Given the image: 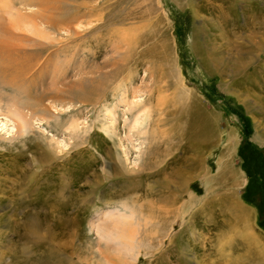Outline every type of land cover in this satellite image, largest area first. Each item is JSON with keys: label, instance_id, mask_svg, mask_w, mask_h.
<instances>
[{"label": "rangeland", "instance_id": "rangeland-1", "mask_svg": "<svg viewBox=\"0 0 264 264\" xmlns=\"http://www.w3.org/2000/svg\"><path fill=\"white\" fill-rule=\"evenodd\" d=\"M18 12L50 45L39 83L58 66L78 95L44 99L52 114L20 134L8 108L23 95L0 89V260L40 258L21 237L40 214L61 264H264V0H0L6 25ZM40 145L54 163L35 165ZM56 172L73 182L62 198Z\"/></svg>", "mask_w": 264, "mask_h": 264}, {"label": "bare ground", "instance_id": "bare-ground-1", "mask_svg": "<svg viewBox=\"0 0 264 264\" xmlns=\"http://www.w3.org/2000/svg\"><path fill=\"white\" fill-rule=\"evenodd\" d=\"M7 5H8V7L10 6L9 3H7ZM42 19L43 20L46 19L47 22H49L52 25L51 26L52 29H55V30H58V23H60V22L64 23V21H65V19H61L58 21L57 19H55L54 16H45V17H42ZM5 20H6V18H4V21H3L0 17V89L12 88L15 91L16 90L21 91L23 96H18V95L16 96V103L10 105V107L8 108V113H10V115H13L16 118V119L15 118L14 119L16 121L15 125H17V127L19 128L18 132L20 134H23L24 132H27L29 130V128L31 127V123H32L31 119L33 118V116L37 112L52 114L49 107L46 105L44 106V104H43L44 99L52 98V99L61 100L62 95L66 93L67 95H70L69 97L71 98L70 99L71 101H75L77 98V95H78V93H77L78 85H76L75 82H73V83L64 82V79H66V76H68V73L66 72V70L64 71V70L59 69L58 66H56L52 70L53 71L52 72V82L50 83L49 87L45 88V86H44L45 84L42 83L43 84L42 85L41 83H39L40 81L43 80V77L46 75V72L49 69V64L51 63L50 60H47V61L41 60L42 53L47 48L50 47V45H48L42 41L44 38H47L45 31L35 32L36 30L34 31L30 28V27H33L35 25L34 24L35 23L34 22L35 17L28 14V13L23 14V13L18 12L17 15L11 21V23H10L11 25H9V26L6 25L7 23H5ZM38 20H41V19L38 18ZM6 21H8V20H6ZM260 21L258 23H260ZM255 23H256V20L254 22V25H255ZM36 24H38V23L36 22ZM261 27L264 28V21L263 22L261 21ZM54 33H55V31H54ZM223 36H225L224 33H223ZM262 36H263V34H262ZM25 41H30L31 42L30 45H33V47L34 46L35 47L34 48H28L27 44L24 43ZM230 44H232V45L231 46L228 45V46L230 47V49H232L233 43H230ZM257 44L258 45H256V49L264 50V40L260 41V43H257ZM239 48L242 50V47H239ZM254 48H255V46H254ZM253 50L251 51V53L253 52ZM208 53L206 54V56H209ZM237 54L242 55L243 52L239 51ZM245 56H246V59L244 58L245 60L250 59L249 55L245 54ZM217 62H219L218 64L220 65L222 63V60L217 61ZM240 67H238V68L241 69ZM244 67H245V65H244ZM239 69H237V70H239ZM235 76H237V75H235ZM97 91H98V88H95L93 90V92L92 91L91 92L93 94V93H97ZM186 102H188V101H186ZM191 103L190 104L187 103L189 107H190V105H192ZM41 105H42V107H40ZM11 106H14V107L16 106V107L12 108ZM21 109H24V110L27 109L26 110L27 112L22 111ZM35 118H33V120H35ZM41 118H39V119H41ZM8 121H11V119L8 118ZM37 123H39V122H37ZM69 127L71 128V130L73 132L76 130L75 127H77V126H76L75 120H73V122L69 125ZM9 129H10V132H9V134H10L12 130H14V129L16 130V127L9 128ZM51 136L53 137V139H55L54 134H52ZM50 146H51V144H50ZM40 147H41V153L39 154V156L36 157V159H33L35 161V165L40 166V165H42V161L50 163L56 159L55 158L56 153L49 150L47 148L48 146L46 148H44L42 145H40ZM36 148H37V146H36ZM24 161H25V163H24ZM28 165H29V161L23 160V163L20 164L21 170L19 171L18 167L13 170V174H15V176L21 180L20 183H23L22 181L25 180L26 178L30 179V178L34 177V174H35L34 170L31 171V169H30V167H28ZM51 171L53 172V170H49L50 173H51ZM49 172H47V174ZM56 173H57V175H56L57 182H55L56 186H55V188H53L54 192L50 193L49 195L53 196V198H57V197L62 198V197H64L63 196L64 192L67 189L71 188V183H73V182L68 181L67 183H65V181H64L65 175L60 173V172H56ZM47 174L45 173L43 175V177ZM65 186H66V188H65ZM23 189L28 190V186H27V188H23ZM24 190H20V191L22 192ZM5 198H7V197H5ZM52 201L53 200H51V202ZM11 202L14 203V200L12 199ZM56 206L58 207L59 205L50 204V207L52 208V210L58 212V209L55 208ZM37 207H40L43 211L44 209H47L48 206L46 205L45 202H43V203H40ZM241 214L243 217L248 216V212L243 211V210H241ZM59 218H61V217H59ZM38 219H40V214L39 215L38 214L37 215H34V214L30 215V220L27 221V223H28L27 224V226H28L27 230L25 231L24 236L22 235L21 237H22V239H27V237L34 235L37 239H39L38 242L44 243V245L46 244L45 250L43 249L44 250L43 251L41 249L42 252L40 253V258L34 260V258L31 257V253H29L30 247H21L20 249H17V252L15 253V255L12 259H10V260L6 259L4 261H2L3 259L0 260L1 264H61L64 261L63 258H61L62 252H61L60 246L58 244H56V242H55V237H52L51 235H48V236L40 235V233L38 232L39 229L37 228L36 225H34V220L37 221ZM7 220H8L7 225H9L10 219H7ZM125 225H126V223L124 225L121 224L120 228H122V230H123ZM247 227H249V226H247ZM249 234L251 237L253 236L252 233H249ZM0 236H2V233H0ZM124 236H126V235H124ZM124 236H123V238H126V240L127 239L133 240V238H134V237L133 238L131 237L132 235L126 236V237H124ZM4 238H7V237H4ZM257 243H258V241H257ZM259 243L261 244V247L264 246V244H262L261 242H259ZM32 260H34V261L31 262Z\"/></svg>", "mask_w": 264, "mask_h": 264}]
</instances>
